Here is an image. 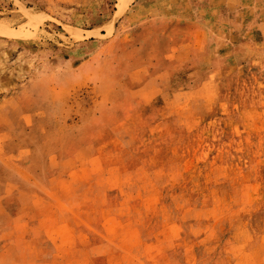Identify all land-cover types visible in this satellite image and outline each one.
<instances>
[{
    "label": "rangeland",
    "instance_id": "1",
    "mask_svg": "<svg viewBox=\"0 0 264 264\" xmlns=\"http://www.w3.org/2000/svg\"><path fill=\"white\" fill-rule=\"evenodd\" d=\"M0 264H264V0H0Z\"/></svg>",
    "mask_w": 264,
    "mask_h": 264
}]
</instances>
